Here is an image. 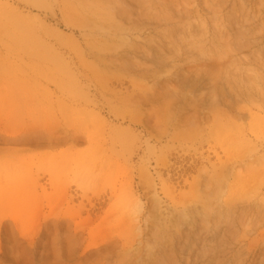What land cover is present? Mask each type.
Returning a JSON list of instances; mask_svg holds the SVG:
<instances>
[{
    "label": "rangeland",
    "instance_id": "374dc122",
    "mask_svg": "<svg viewBox=\"0 0 264 264\" xmlns=\"http://www.w3.org/2000/svg\"><path fill=\"white\" fill-rule=\"evenodd\" d=\"M0 264H264V0H0Z\"/></svg>",
    "mask_w": 264,
    "mask_h": 264
},
{
    "label": "bare ground",
    "instance_id": "6f19581e",
    "mask_svg": "<svg viewBox=\"0 0 264 264\" xmlns=\"http://www.w3.org/2000/svg\"><path fill=\"white\" fill-rule=\"evenodd\" d=\"M108 48V47H107ZM123 52V51H122ZM126 52V51H125ZM127 55V54H126ZM129 57H131L130 55H129ZM97 58V57H96ZM124 58V57H123ZM133 58V57H132ZM98 59V58H97ZM104 59V58H103ZM116 59V58H115ZM98 61V60H97ZM153 61V60H152ZM161 62V61H160ZM111 63H112V61H111ZM105 64H106V62H105ZM100 65V64H99ZM102 67V66H101ZM103 67H105V66H103ZM107 68V67H106ZM109 68V67H108ZM111 69V68H110ZM145 73V72H144ZM214 105H216V103L214 104ZM213 107V106H212ZM193 109V108H192ZM194 110V109H193ZM197 110V109H196ZM195 112V111H194ZM198 112H199V110H198ZM210 112V111H209ZM211 113V112H210ZM216 113V112H215ZM220 113V112H219ZM208 114V113H207ZM189 116V115H188ZM240 117V116H239ZM242 117V116H241ZM180 118V117H179ZM183 118V117H182ZM172 119V118H171ZM181 119V118H180ZM179 119V120H180ZM193 120V119H192ZM194 121L195 120H193V123H194ZM177 122V121H176ZM174 123V122H173ZM176 124H178V122L176 123ZM175 124V125H176ZM183 124V123H182ZM197 124V123H196ZM193 125V124H192Z\"/></svg>",
    "mask_w": 264,
    "mask_h": 264
}]
</instances>
